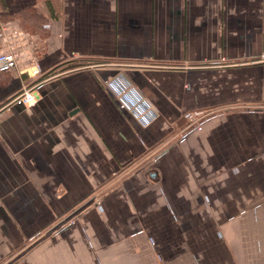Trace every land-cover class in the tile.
<instances>
[{"label":"crops","instance_id":"1","mask_svg":"<svg viewBox=\"0 0 264 264\" xmlns=\"http://www.w3.org/2000/svg\"><path fill=\"white\" fill-rule=\"evenodd\" d=\"M22 25L41 72L0 73V264H264V0H0V51Z\"/></svg>","mask_w":264,"mask_h":264},{"label":"built area","instance_id":"2","mask_svg":"<svg viewBox=\"0 0 264 264\" xmlns=\"http://www.w3.org/2000/svg\"><path fill=\"white\" fill-rule=\"evenodd\" d=\"M25 31V30H24ZM25 40L31 39L32 48L24 45V40L18 38L7 39L5 43V50L0 51V73L16 71L19 74H30L37 76L41 69L38 63V56L36 54L35 43L32 41L33 37L29 32L24 33ZM105 86L118 98L122 108L132 111L137 119L147 124L156 116V112L150 107L142 95L137 92L130 80L122 73L113 76L104 81ZM39 92L34 84L26 85L18 98L26 103L33 105L36 103ZM203 116H199L194 112L187 115V120L190 125H199L202 122ZM72 223V219L68 224Z\"/></svg>","mask_w":264,"mask_h":264},{"label":"trees","instance_id":"3","mask_svg":"<svg viewBox=\"0 0 264 264\" xmlns=\"http://www.w3.org/2000/svg\"><path fill=\"white\" fill-rule=\"evenodd\" d=\"M16 18H18V17H14L13 19H11V20H13V21H17V23L19 24V25H21L23 22H22V20H21V22H20V20H18V19H16ZM20 19V18H19ZM44 21H42L41 23H39L38 24V28H39V31L38 32H40V35L43 37V30H45V28H44ZM22 28H23V30H25L26 32H29L30 34H33V33H37L36 31H35V28H29V27H27L26 25L24 26V25H22L21 26ZM40 36H38V40H40ZM77 65H81V62L80 61H77V62H75V61H73L67 68H74V67H76Z\"/></svg>","mask_w":264,"mask_h":264}]
</instances>
